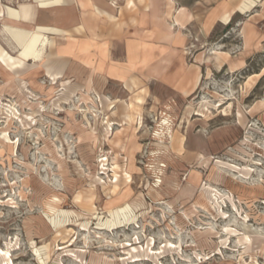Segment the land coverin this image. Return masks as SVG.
<instances>
[{
  "label": "rangeland",
  "instance_id": "rangeland-1",
  "mask_svg": "<svg viewBox=\"0 0 264 264\" xmlns=\"http://www.w3.org/2000/svg\"><path fill=\"white\" fill-rule=\"evenodd\" d=\"M133 2L66 36L0 0V264H264V0Z\"/></svg>",
  "mask_w": 264,
  "mask_h": 264
},
{
  "label": "crops",
  "instance_id": "crops-1",
  "mask_svg": "<svg viewBox=\"0 0 264 264\" xmlns=\"http://www.w3.org/2000/svg\"><path fill=\"white\" fill-rule=\"evenodd\" d=\"M114 1L115 0H65V2L60 4L52 3L42 7L36 0H24L23 4L28 3V5L31 4L35 7V22L37 25L43 27L50 26L57 29L60 28L68 33L66 36H70L71 32L77 29L84 32H88L89 30L109 29V21L113 24L121 18L124 12H129L137 7L133 0H116V5L113 4ZM19 7L20 5L18 8ZM70 14L73 15L71 19L69 18ZM105 14L113 16L116 19L112 20ZM51 17L54 19H51ZM31 18L32 14H27L25 18L23 14L20 13L16 19L28 23ZM104 18L109 21L104 20ZM132 20L131 23L128 18L126 20L124 19L122 23H120V26L123 25L124 30L131 28L139 29L145 24L144 19L138 14L137 18H132ZM73 38L76 39L75 36Z\"/></svg>",
  "mask_w": 264,
  "mask_h": 264
},
{
  "label": "bare ground",
  "instance_id": "bare-ground-1",
  "mask_svg": "<svg viewBox=\"0 0 264 264\" xmlns=\"http://www.w3.org/2000/svg\"><path fill=\"white\" fill-rule=\"evenodd\" d=\"M36 1H38L39 5L44 7L52 3H56V4L63 3L64 0H36ZM27 9H28L27 7H23L22 10L23 17L25 18L27 17V12H28ZM18 14L19 12H15V14H13V18L16 19L18 17ZM43 31H46L47 33L51 31L53 32L54 28L43 29L41 27H36L29 40L20 49L21 50L20 58L22 60L31 61L33 59L34 61H38L44 55V51L45 49H47V46L52 45V42Z\"/></svg>",
  "mask_w": 264,
  "mask_h": 264
}]
</instances>
